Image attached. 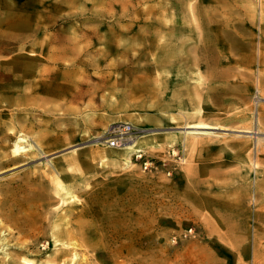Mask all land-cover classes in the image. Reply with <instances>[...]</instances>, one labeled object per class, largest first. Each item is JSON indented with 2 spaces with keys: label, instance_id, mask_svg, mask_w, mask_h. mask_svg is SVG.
<instances>
[{
  "label": "rangeland",
  "instance_id": "rangeland-1",
  "mask_svg": "<svg viewBox=\"0 0 264 264\" xmlns=\"http://www.w3.org/2000/svg\"><path fill=\"white\" fill-rule=\"evenodd\" d=\"M1 5L26 13L0 17V32L23 23L34 64L7 85L0 235L9 254L25 250L29 229L40 234L26 239L28 253L50 258L48 230L63 219L91 227L89 246L74 247L84 263L162 264L168 254L169 264H264V0ZM178 44L182 54H167ZM16 53L0 47V58ZM198 121L208 129H186ZM120 123L144 147L118 160L105 140ZM19 135L30 149L14 157ZM14 202L32 203L23 228Z\"/></svg>",
  "mask_w": 264,
  "mask_h": 264
},
{
  "label": "bare ground",
  "instance_id": "bare-ground-1",
  "mask_svg": "<svg viewBox=\"0 0 264 264\" xmlns=\"http://www.w3.org/2000/svg\"><path fill=\"white\" fill-rule=\"evenodd\" d=\"M1 6H0V10L2 11V13L0 14V17H4L6 19L11 18V19H14V21L15 20L21 21V20L27 18L26 13H24V12H22V13L20 11L15 12V11H12L11 8L6 7V6H2L4 9H1L2 8ZM34 7H36V6H34ZM6 23H7V25L10 24L9 29H11V30L6 31V32H0V38H3L5 41L9 42V44H3L0 41V47L1 46H5L7 48H14L15 47V48H17V53L13 54V55H9V56L4 57V58H0V67H1V70H0V99H1L0 100V146L4 150L7 149V146H5V144H3V143H5L4 141L10 140L12 138V136L10 134H8L7 132H4L5 128L7 127V122H5V124L3 123V120L9 121L11 119V114L9 113V109H8L9 105L5 104V103H7L6 101H8L12 96L11 95L12 92L10 91V87H8L7 85L10 84L11 82H15V83L21 82L23 80L24 73H26L27 71L33 70V66H34V64L26 62L27 58L24 55L26 53V43H25L24 37L22 35L24 34L23 30H25V25L23 23H20V22H16L15 24H11L12 22L9 23L7 21ZM17 29H19L21 31L20 36H22V38L20 39L21 40L20 43L18 42L17 45H15L14 43L12 44L11 41L8 39L9 38L12 39V36L15 33L14 30H17ZM36 30H38V28H36ZM183 46H184L183 44L175 45L173 49H171L170 51L167 52V54L169 53L173 56H179L183 52ZM200 54H202V53H200ZM2 66H6V67L2 68ZM207 127H208L207 124H205L204 122L198 121V122L189 123L188 127L186 129L203 130V129H208ZM192 135H196V134L193 133ZM128 140H129V142H126L124 144L125 146L122 145V147H119L118 151H120V152H115L118 160L124 159L125 155H128L129 153H131L133 151L138 152L144 147V145H143L144 142L140 139L130 137ZM148 143L150 144V142H148ZM29 149H30V146L27 144L26 138L19 135V136H17V139L13 143V147H12L11 152H12L14 157H20L23 154H25ZM6 157L7 156L5 154L0 155V159H2V158L4 159V160H0V168L7 165V163L9 162L10 159L6 158ZM55 170H56V168H55ZM35 204H36V202H35ZM31 205H32V203L29 205H27V203L24 204L21 202L20 203L19 202L13 203V206H14L13 211L16 210V212L13 214V224H15L17 227H21V228H23V226L28 224L25 221V215H24L23 211L28 209L29 206H31ZM108 206H110V205H108ZM86 213H87V211H86ZM105 222H106V220H105ZM100 223L103 224V221ZM62 225H65V226L70 225V226H68L66 229H63ZM101 227H102V225H101ZM90 229H91V227L89 225L84 224L82 221L63 222V219H60L58 225L55 224L54 226L50 227L48 230L49 238H51L53 241L54 251H53V254L50 258H46L43 261H41V260L39 261L38 259H33L34 257L32 256L31 253L29 254L28 251L30 250V248H33L35 246L31 245L32 243H28L26 241V239H30V238H34V240H38L39 234H40V232H38V230H36L37 232H35V230L32 231L29 229L25 230V231L22 230V232L20 231L22 234V237L20 238V240L23 239V242H21L19 244L21 246H24L25 250H21L18 252L17 251L12 252V254L11 253L9 254V251L11 249L9 250L10 247H7L8 245L6 244L5 237L0 235V242H1L0 252L2 254V258L0 259V264H75V263H78L79 261H80V264H89V263H84L85 257L83 259V255H85V254H83L82 256L81 255L79 256L78 253L74 252V247L76 245L77 246L79 245L80 247L81 246L82 247H85V246L88 247L89 246L86 243L87 242L86 236L89 233ZM102 231L103 232L105 231V233H108L109 229L105 230L102 228ZM3 232L4 231L2 230L1 233H3ZM106 245H107V242H106ZM60 246L62 248H60ZM14 247H16V246H14ZM27 248L29 249L28 251H27ZM69 248H71V249H69ZM15 249H18V248H15ZM111 251H112V249H111ZM91 253H92V250H91ZM116 253L117 252H115V254ZM167 255L164 256L162 264H169V258ZM102 257H103V259H106V258H104L103 255H102ZM106 257H108V256H106ZM119 257H121V255ZM124 257H126V256H124ZM37 258H38V256H37ZM107 259H109V258H107ZM83 260H84V262H83ZM86 261H88V259ZM93 264H96V262H94ZM147 264H153V263L149 262Z\"/></svg>",
  "mask_w": 264,
  "mask_h": 264
},
{
  "label": "built area",
  "instance_id": "built-area-1",
  "mask_svg": "<svg viewBox=\"0 0 264 264\" xmlns=\"http://www.w3.org/2000/svg\"><path fill=\"white\" fill-rule=\"evenodd\" d=\"M131 132L132 127L129 124H117L110 130L105 143L109 148H119L128 141Z\"/></svg>",
  "mask_w": 264,
  "mask_h": 264
}]
</instances>
